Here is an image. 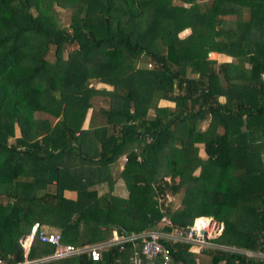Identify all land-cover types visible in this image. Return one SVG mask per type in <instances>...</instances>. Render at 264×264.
Wrapping results in <instances>:
<instances>
[{"label": "trees", "instance_id": "16d2710c", "mask_svg": "<svg viewBox=\"0 0 264 264\" xmlns=\"http://www.w3.org/2000/svg\"><path fill=\"white\" fill-rule=\"evenodd\" d=\"M177 1L0 0L1 264L52 253L34 239L24 258L19 240L33 223L84 246L162 217L179 228L206 217L196 222L223 225L213 243L264 251V0ZM54 7L68 10V30ZM50 47L54 62L44 58ZM94 97L105 107L92 111ZM167 193L178 208L157 202ZM164 245L172 264H259ZM105 251L94 262L82 254L31 264H127L131 254L127 244Z\"/></svg>", "mask_w": 264, "mask_h": 264}, {"label": "built area", "instance_id": "2783aa9c", "mask_svg": "<svg viewBox=\"0 0 264 264\" xmlns=\"http://www.w3.org/2000/svg\"><path fill=\"white\" fill-rule=\"evenodd\" d=\"M147 67H150V65L148 64ZM204 218L206 217L195 218L190 226L179 228L172 226L165 217H162L149 230L129 234L112 230L105 241L84 246L62 244L60 231L50 230L39 223H33L29 233L19 240V244L23 249L24 258L34 239L53 247V251L49 256L33 262L25 261L23 264L61 260L82 254H87L89 259L94 262L99 260L101 251L114 246L122 248L126 244L129 245L131 250L127 264H172L170 251L164 245L165 243L186 244L188 245V251L195 255L201 254L204 250H219L239 254L248 260L251 259L259 264H264V251L243 250L213 243L211 240L220 235L223 225L212 218H207L208 223L206 226L204 223L196 225V220ZM164 227L169 228V231H163ZM209 228L210 231H207ZM195 262H197L196 258Z\"/></svg>", "mask_w": 264, "mask_h": 264}, {"label": "rangeland", "instance_id": "374dc122", "mask_svg": "<svg viewBox=\"0 0 264 264\" xmlns=\"http://www.w3.org/2000/svg\"><path fill=\"white\" fill-rule=\"evenodd\" d=\"M203 0H198V2H202ZM173 3L174 4H179V2L177 0H173ZM185 8H187V5L184 6ZM54 10L56 12V20H57V23L59 25V27L61 28H64L66 30H68V26H69V12L68 10H64V9H60V8H57V7H54ZM230 19V17H229ZM189 30L188 29H185L183 31H181L180 33H178V38L182 39L184 38L185 36H187L189 34ZM72 49V47L70 46H66L65 47V51H68ZM64 51V52H65ZM45 60H47L48 62H54V58H53V49L50 47L48 49V51L46 52V55H45ZM207 58L209 60H215L216 62L218 63H221V62H226V61H229V58L223 56V55H218L216 53H213V54H208L207 55ZM145 62V61H144ZM250 65L249 62H246L242 65L243 68H248ZM90 85L96 89H106V90H110V87L106 86V85H103V84H99V83H95V82H90ZM91 104H92V111H97L99 108H103L105 107V101L102 97H94L91 101ZM173 105L170 103V102H165V101H160L158 103V107H169L171 108ZM91 114V112L88 111V117L89 115ZM99 117H96L95 118V121L98 120ZM207 121H204V122H200L198 125H197V128L198 130L200 131H203L206 129L207 127ZM11 142V141H10ZM198 154L202 157L203 156V153H202V149L201 147H199L198 149ZM125 157H120L118 160H120L117 164L119 165H123V163L125 162ZM112 166L114 165H110L109 169H115L113 170L114 171V177H117L118 175V167H116V165L111 168ZM198 174V170L195 171L194 175L196 176ZM164 181H166L167 183H170L171 180L169 177H165L164 178ZM174 182H177V178L174 179ZM122 184L120 182H118V184H116V186L114 187V193L116 195H120L123 191V188H122ZM179 196L176 194V195H171V194H165V196H163V198L160 196V199L157 200L158 203H163L164 206H166V208L168 207H175V208H178L177 206L180 204V201H179ZM167 219V218H166ZM168 220V219H167ZM159 227V226H158ZM211 227V226H210ZM207 231H210V228L207 230ZM196 260L198 263H201V262H208L209 261V257L208 255L206 256H198L196 257Z\"/></svg>", "mask_w": 264, "mask_h": 264}, {"label": "water", "instance_id": "95a60500", "mask_svg": "<svg viewBox=\"0 0 264 264\" xmlns=\"http://www.w3.org/2000/svg\"><path fill=\"white\" fill-rule=\"evenodd\" d=\"M48 183H55L57 181V174L54 167H50L47 170Z\"/></svg>", "mask_w": 264, "mask_h": 264}, {"label": "crops", "instance_id": "0c3cea01", "mask_svg": "<svg viewBox=\"0 0 264 264\" xmlns=\"http://www.w3.org/2000/svg\"><path fill=\"white\" fill-rule=\"evenodd\" d=\"M159 1H157V4H156V7H158L159 8ZM120 160H117L113 165L115 166L116 165V167H118V171H120L122 168H123V165H119V164H117L118 162H119ZM114 166H112L111 168H113ZM116 169V168H115ZM115 169H110V172H111V175H113V177H114V171L113 170H115ZM52 184H54V183H52ZM122 194H124V193H122ZM47 229H50V230H57V229H53V228H47ZM24 256V255H23ZM70 258H73V257H70ZM67 259V258H66Z\"/></svg>", "mask_w": 264, "mask_h": 264}, {"label": "bare ground", "instance_id": "6f19581e", "mask_svg": "<svg viewBox=\"0 0 264 264\" xmlns=\"http://www.w3.org/2000/svg\"><path fill=\"white\" fill-rule=\"evenodd\" d=\"M199 223H204V225L206 226L208 222L198 221V222H196V225H198ZM121 250H122V249H121ZM106 251H107V250H106ZM106 251H105V252H106ZM100 254H101V253H100Z\"/></svg>", "mask_w": 264, "mask_h": 264}]
</instances>
